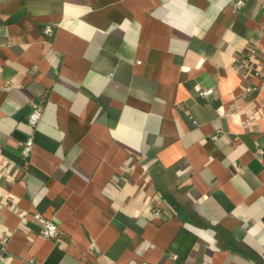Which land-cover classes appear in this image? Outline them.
Returning a JSON list of instances; mask_svg holds the SVG:
<instances>
[{
	"label": "crops",
	"instance_id": "crops-1",
	"mask_svg": "<svg viewBox=\"0 0 264 264\" xmlns=\"http://www.w3.org/2000/svg\"><path fill=\"white\" fill-rule=\"evenodd\" d=\"M236 1L0 0L3 264H264V82L233 67L264 68V0Z\"/></svg>",
	"mask_w": 264,
	"mask_h": 264
},
{
	"label": "built area",
	"instance_id": "built-area-1",
	"mask_svg": "<svg viewBox=\"0 0 264 264\" xmlns=\"http://www.w3.org/2000/svg\"><path fill=\"white\" fill-rule=\"evenodd\" d=\"M236 7H240L243 5V1L242 0H237L235 2ZM43 33L46 35H51L53 33V27L52 25H45L43 27ZM256 58V51L253 47H251L250 49H248L247 52H245L243 55H241V57L235 59L234 63H233V67L240 71L241 73L245 74V73H250L252 71V73H254L255 75H261L262 79L261 81L264 82V68L261 69V71L257 70L255 67L252 66V61ZM199 95L205 96L211 93L212 88L208 87V88H197L196 89ZM41 111H42V105L37 102V101H30L29 102V110L28 113L26 115V122L28 123V125L31 127V129L33 130L34 127L36 126L39 117L41 115ZM32 130L28 133V135L25 137V139L23 140L21 147H20V155L23 158H27L30 155V152L32 150L33 147V134H32ZM35 218L40 222L41 226H40V230H39V234L45 238H49L54 240L56 243H64L65 242V237L63 235V232L60 230V228L50 219H47L45 217H42L38 214L34 215ZM2 258H0V260H2ZM29 264H35V262L32 259L28 260ZM0 264H3L0 261ZM204 264H209V263H204Z\"/></svg>",
	"mask_w": 264,
	"mask_h": 264
}]
</instances>
